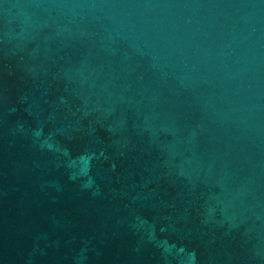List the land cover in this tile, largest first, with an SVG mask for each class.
I'll list each match as a JSON object with an SVG mask.
<instances>
[{"label":"water","instance_id":"1","mask_svg":"<svg viewBox=\"0 0 264 264\" xmlns=\"http://www.w3.org/2000/svg\"><path fill=\"white\" fill-rule=\"evenodd\" d=\"M0 264H264V0H0Z\"/></svg>","mask_w":264,"mask_h":264}]
</instances>
